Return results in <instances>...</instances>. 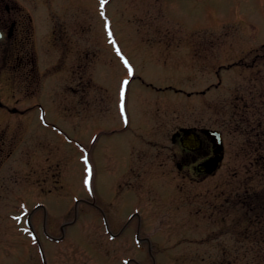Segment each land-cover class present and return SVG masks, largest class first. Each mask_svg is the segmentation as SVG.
Here are the masks:
<instances>
[{
	"label": "rangeland",
	"instance_id": "obj_1",
	"mask_svg": "<svg viewBox=\"0 0 264 264\" xmlns=\"http://www.w3.org/2000/svg\"><path fill=\"white\" fill-rule=\"evenodd\" d=\"M33 1L42 78L0 117V264H264V0ZM188 118L227 154L186 187L170 136Z\"/></svg>",
	"mask_w": 264,
	"mask_h": 264
},
{
	"label": "flooded vegetation",
	"instance_id": "obj_2",
	"mask_svg": "<svg viewBox=\"0 0 264 264\" xmlns=\"http://www.w3.org/2000/svg\"><path fill=\"white\" fill-rule=\"evenodd\" d=\"M30 1L34 3L33 0H29L27 3H25V0H0V117L6 118L7 121L8 119L12 120L13 116L20 119L21 116H24V111L29 110L30 107L24 110H18L17 106L28 101L30 92L36 91L40 86L39 83L42 78V75H40L42 69L40 68V61L42 59L40 58L41 55L36 52V44L38 43L39 46L40 41L38 40V42H36L35 40V34L39 32V30L35 28H38L41 22L39 16H37V12L43 11L44 9L43 7L39 9L37 5L31 7L29 5ZM231 1L235 5L239 2V0ZM261 6H263V4H261ZM242 19L244 18L242 17L239 20ZM248 23L249 22L244 23V25L246 26ZM209 39L210 37L206 38L203 36L199 40V43L205 44L210 41ZM216 39L217 37H214L211 41L215 42ZM5 76L7 78H4ZM220 86V81L216 84H209L201 89L200 94L202 96L207 95L211 90H218ZM17 89L21 90L23 93L21 99L9 100L5 98L2 100V92L6 90L14 92ZM204 103L205 101L203 100V104ZM205 130H215L220 133V151L216 138ZM183 132L186 134H183ZM182 135L184 138L181 143L180 137ZM257 135L264 137V131L262 130L260 133L257 132ZM170 141L172 145V160H176L175 168L182 174L186 187L190 183L199 184L207 178L216 176L224 165L227 149L223 131L203 124L200 119L196 122H190L188 118L186 125L172 132ZM261 145L264 146V141H259L257 144L258 147L256 149L254 147L252 148L253 151L263 149ZM216 157L219 161L213 172L207 173L201 168L203 164ZM262 166L264 167V163H262ZM206 168L209 169L208 166ZM227 199H229L228 203L233 205L232 198L227 197ZM237 200L238 199H236L235 203H237ZM241 200L244 199H240V202ZM183 204L190 206L191 200L184 199ZM248 210L253 211L254 209L249 208ZM255 210V217H260L264 211V201L263 205L258 204ZM103 215L104 218H106L104 213ZM137 215L138 214L135 212L132 213L129 221L126 223H129L130 220ZM126 223H124V225ZM138 232L139 228L137 227L136 234H138ZM215 247L219 249L218 246ZM152 261L155 262L154 259H152Z\"/></svg>",
	"mask_w": 264,
	"mask_h": 264
},
{
	"label": "snow or ice",
	"instance_id": "obj_3",
	"mask_svg": "<svg viewBox=\"0 0 264 264\" xmlns=\"http://www.w3.org/2000/svg\"><path fill=\"white\" fill-rule=\"evenodd\" d=\"M107 2H108V0H101V9H102L101 15L102 16L104 15L103 6ZM106 27H107V24H106ZM111 35H112L111 32H109V37H111ZM119 54H120V51H119V49H117V55H119ZM121 58L123 59V57H121ZM124 63H125L126 66H128V62L126 60H124ZM129 74H131V69H129ZM125 83H127V81H125ZM121 96L123 98V92L121 93ZM123 112H124V108H123V104H121V113H122V115H123ZM85 162L87 163V160ZM88 174H89V176H91V169L88 170ZM86 183H87V181H86Z\"/></svg>",
	"mask_w": 264,
	"mask_h": 264
},
{
	"label": "water",
	"instance_id": "obj_4",
	"mask_svg": "<svg viewBox=\"0 0 264 264\" xmlns=\"http://www.w3.org/2000/svg\"><path fill=\"white\" fill-rule=\"evenodd\" d=\"M206 132H208V133L212 134L214 137H216L217 143H218L219 148H220V146H221V139H220L219 133L218 132H214V131H210V130H208V131L206 130ZM217 162H218L217 159H214L213 161H210V163H212L213 166H212V169L208 170V172L211 171V170H213L215 168V165L217 164Z\"/></svg>",
	"mask_w": 264,
	"mask_h": 264
}]
</instances>
